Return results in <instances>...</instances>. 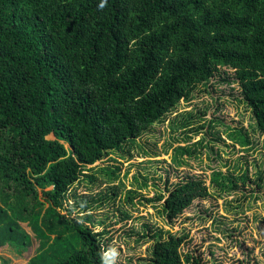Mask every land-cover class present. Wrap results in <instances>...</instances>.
I'll return each instance as SVG.
<instances>
[{
  "label": "trees",
  "instance_id": "16d2710c",
  "mask_svg": "<svg viewBox=\"0 0 264 264\" xmlns=\"http://www.w3.org/2000/svg\"><path fill=\"white\" fill-rule=\"evenodd\" d=\"M101 2L0 0V249L20 255L33 246L26 264H107L105 232L88 225L92 204L77 199L74 185L97 183L94 169L116 178V167L93 165L140 148L137 139L221 73L232 70L227 83L264 148V0ZM176 115L170 130L189 142L192 112ZM248 129L222 131L247 150ZM202 141L174 147V163L186 164L182 155L193 158ZM212 170L209 185L190 176L156 193L166 220L211 196L209 186L223 197L249 181L247 171ZM262 172L251 180L256 189ZM144 235L153 242L150 264H196L180 253L185 236Z\"/></svg>",
  "mask_w": 264,
  "mask_h": 264
},
{
  "label": "rangeland",
  "instance_id": "374dc122",
  "mask_svg": "<svg viewBox=\"0 0 264 264\" xmlns=\"http://www.w3.org/2000/svg\"><path fill=\"white\" fill-rule=\"evenodd\" d=\"M228 74L229 77L221 73L207 88L200 87L201 91L191 100H181L176 111L163 123L154 124L150 132L137 139L140 148L131 149L130 155L112 153L93 165L116 167V178L112 181L107 182L98 169H94L92 173L98 178L97 183L92 185L82 180L74 185L77 199L83 197L92 204V222L88 225L95 232H105L102 255L110 260L106 253L111 249L118 253L112 264H150L153 242L144 234L160 230L185 236L180 253L190 255L196 264H264V182L256 189L251 181H257L256 171L264 169L262 136L251 132V115L243 104L234 100L237 87L227 83L232 70ZM188 111L192 112L193 127L184 131L192 136L186 142L181 140L184 134L172 132L169 124L170 119L182 118L177 113ZM198 125L203 127L197 132L194 127ZM224 125L249 128L252 141L249 148L233 145L222 131ZM209 131L214 132L213 136ZM201 137V147H195L197 154L193 158L182 155L186 164L177 166L173 161L174 147L189 146ZM209 146L217 153H210ZM212 169L225 174L233 172V175L247 171L249 181L245 184L238 181L235 191L223 197L215 196L209 186L211 196L194 200L173 221L166 220L159 211L160 203L154 200L156 193L164 194L167 185L190 176L201 178L209 185ZM262 177L264 179V171ZM129 190L132 192L130 200ZM235 205L239 208L234 209ZM33 248L30 246L17 255L11 247L5 246L0 249V264L3 260H7L5 264H26Z\"/></svg>",
  "mask_w": 264,
  "mask_h": 264
},
{
  "label": "clouds",
  "instance_id": "9594fccd",
  "mask_svg": "<svg viewBox=\"0 0 264 264\" xmlns=\"http://www.w3.org/2000/svg\"><path fill=\"white\" fill-rule=\"evenodd\" d=\"M106 6V0H102L101 4L99 5V8H104ZM106 256H110V260L107 262V264H112V261L115 260L117 257L118 253L116 252L115 249H111L108 253L105 254Z\"/></svg>",
  "mask_w": 264,
  "mask_h": 264
}]
</instances>
